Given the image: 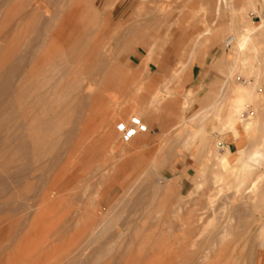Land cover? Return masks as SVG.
<instances>
[{
    "label": "rangeland",
    "instance_id": "obj_1",
    "mask_svg": "<svg viewBox=\"0 0 264 264\" xmlns=\"http://www.w3.org/2000/svg\"><path fill=\"white\" fill-rule=\"evenodd\" d=\"M252 1L255 11L247 16L262 27L253 61L259 105L249 111L260 123L248 134L240 125L242 137L235 139L211 122L222 118L212 105L220 104L227 82L254 81L239 71V24L229 6L219 8L217 0H0V91L10 82L0 103L11 96L0 115V142L6 123L14 130L12 144L0 148V168L8 172L0 182V264H197L222 239L225 250L215 264H264V9L262 0ZM34 57L38 79L45 77L38 101L29 82ZM82 73V91L73 90ZM212 83L214 96L202 107ZM155 95L162 99L151 105ZM34 110L41 137L36 169L24 167ZM133 119L147 130L124 141L118 124L138 130ZM198 127L201 133L185 147ZM214 139L232 152V163L221 191L201 209L216 168L209 167L205 180L197 172ZM232 139L238 147L230 148ZM55 174L62 200L48 206L40 194ZM253 182L261 190L255 207L246 203ZM190 209L197 210L184 239L181 220ZM190 238L199 240L191 246Z\"/></svg>",
    "mask_w": 264,
    "mask_h": 264
},
{
    "label": "bare ground",
    "instance_id": "obj_2",
    "mask_svg": "<svg viewBox=\"0 0 264 264\" xmlns=\"http://www.w3.org/2000/svg\"><path fill=\"white\" fill-rule=\"evenodd\" d=\"M217 3L219 4V8L221 6H225V7L229 6L230 10H231L230 13L232 14V18L234 20H236V22L239 24V31L236 34L235 47L234 48H235V54H236V62L239 64L240 73L248 75L249 77L253 76L255 74L257 76L259 66L255 67L253 65V61L255 59H259L258 55L260 52V45H259L257 37H258V30L262 27V24L256 25L247 16L248 11H250V10L255 11V6H254L253 1L252 0H241L240 3H237V0H236V7H235V4H233V0H217ZM262 8L264 9V0H262ZM228 10H229V8H228ZM262 15L264 17V14H262ZM71 16L73 17L74 15H71ZM231 31H234V29L232 27H231ZM229 39H231V38H229ZM226 41H225V46H226ZM261 57H263V56H261ZM61 60L65 61L66 58L65 57L63 58L61 56ZM37 63H38L37 59H36V61L33 62V64H31V62H30V64H31L30 75L31 76L29 77V78H31L29 82H30L31 87L33 89V93L31 95V97L33 99H35L36 101L41 100V98H42L41 94L37 91V89L39 87L41 88V86H39L40 82L41 81L44 82L43 80H45V77H43L42 80H39L38 74H37L38 72L35 73ZM54 68H56V65L54 66ZM183 68H184V66H183ZM183 68H182V70H183ZM18 70H19V68H18V66H16V67L12 68V70L10 71V74L15 75L18 72ZM180 72H182V71H180ZM177 75H178V73L175 74V77ZM86 78H87V76H85V74H83L82 76L81 75L78 76L75 79V82L73 83V85H74L73 90H81L82 91V89H83L82 86L84 85V84L82 85V83ZM9 86H10V82L4 83L3 88L0 91V99H3V96H4L5 92L8 90ZM221 91L222 92H221V94L217 100V101H219V99L221 98L220 104H213L212 105L213 109H217L216 116L222 117L221 120L219 121V125H218L219 126L218 131H219L220 135H226V133H231L230 136L231 137L234 136V138L236 139L237 137H242V134H243L242 131L240 130V125H242L243 132L246 134H248L255 127L259 126L260 121L253 118L254 112L249 111L250 105H251V107H252V105H254V107L259 105L258 99H257V78L256 77H254V81H252L250 84L238 83V82L233 81V79H232V82H227L223 86ZM90 93L91 92L89 91V94ZM160 99H162L161 96L155 95L151 98L149 103L151 105L157 104L160 101ZM10 102H11V96L9 95L6 99V101L0 103V115L5 114L7 112L6 110L8 109V107H11ZM189 103H190L189 96H186L185 99L181 103L180 109L182 111L185 110L187 108V106L189 105ZM37 104H38V102H37ZM32 112H33V116L30 119L29 126L28 127L26 126L27 128L25 129V131L28 132V134H27L28 141L27 142H30V145H29L30 149L28 148L29 146L27 145V150L28 149L29 150L27 151L28 157H27V162L24 164V167L27 166L28 168L30 167L32 169H36V167L39 163V160H41L39 154H37V151H36L37 146L41 140L40 139L41 137L38 136L39 134H37V132L40 129L38 126L39 121L36 120L38 118L37 110L36 111L34 110ZM246 112H248L250 115L249 116L250 119L247 121L244 118ZM206 118L207 117L203 118V120ZM244 121H246V122L243 123ZM25 123H27V121H25ZM137 129L138 130H136V134L134 135V137L136 135H138L137 133L140 131V125L137 126ZM201 130H202L201 127H198L196 130L192 129L191 130V133H192L191 136L187 137L186 141L184 140V146L185 147L192 146L193 138H195L199 133H201ZM13 134H14V130L11 128V123H9V124L6 123L5 137L0 142V148L6 147V146H9L12 144L10 141V136ZM134 137H132V139ZM216 140L214 139L212 142L207 144L208 156L206 157V161L203 162L205 164L204 165L202 164L203 166L201 168H199L198 172H197V175L201 178H204V180H205V178L207 177L208 172H209V167L212 165V166H214V168H216V170H213V171L211 170L212 180L210 179L215 184V186L213 185L214 189L212 190L211 188H209V191L206 192L205 195H206L207 199L205 201V205L202 206L201 209H204L206 207V204L208 203V201L211 202L212 197L221 191L220 186H221V182H222V175L229 171V169L231 167V163H232L229 159V155L232 152H228L225 149L224 143H222L221 141H216ZM25 144H26L25 141H23V142L21 141V146H23ZM260 145L263 146L262 148H264V141H261ZM133 146H134V144H133ZM258 147H260V146H258ZM222 151H224V152H222ZM241 155H242V152L239 149L238 150V156H237L236 160L239 159L241 157ZM248 157H249V155H248ZM248 157H247V159H248ZM250 158L253 160H256L257 156L253 154ZM246 164H248V163H246ZM252 165H253V163H252ZM4 167L0 168V182L1 183L3 182V177H2L3 173L4 174L8 173L7 169ZM237 171H240V170L237 169ZM5 175H7V174H5ZM240 175L241 174H239V176ZM58 177H59L58 174H55V176L52 178L51 183L48 184L46 187H44L43 190H41L42 193L40 194V198L48 206H55L56 204L60 203L62 200V196L56 194V192L59 191V188L56 185L54 186V183L57 181ZM199 177H197V178H199ZM8 178L12 179L11 180L12 183L18 181V179H17L18 176L16 173H14L12 175L9 174ZM15 178H16V180H15ZM179 179H180V177H177L173 181L177 182ZM236 182H237V180H236ZM197 183H198V181H197ZM171 184H172V182H171ZM171 184L168 183L166 185V188L164 187L166 189V191H165L166 193H169L172 190ZM2 185H4V184H2ZM199 186L200 185H198L197 187H199ZM257 188H258L257 182H253L250 185H248L247 193H249V197H248V200L246 201L247 204H250V205L253 204V206L256 205V203L254 201H255L256 196H257V193H256ZM258 189L260 190V188H258ZM236 197L239 198L238 196H236ZM230 199H232V198H230ZM243 200H245V199H243ZM234 202H236V201H234ZM257 202H259V201H257ZM248 208H250V207H248ZM193 210L195 211L197 209H190V214L188 213L189 215H187V217L185 216V218L183 220H181V226H182V228H184L186 230L183 233L184 239H187V235H188L187 230H189L190 227L194 224V216L191 215V211H193ZM241 211H243V210H241ZM219 227H216V232L218 234L222 231L219 229ZM222 228H223V226H222ZM223 233H225V232H223ZM220 234H222V233H220ZM198 240H199L198 238H195V239L190 238V240H188V241L190 242L191 246H194ZM212 244H213V248L208 250L205 254H202L199 257L200 260L198 261L197 264H215L216 260L223 255L224 250H225L224 247L222 246L223 239L218 241V242L215 241V243H212ZM216 246H217V248H215ZM76 256H77V254H73V255H71L70 258H72L73 261H76L77 260Z\"/></svg>",
    "mask_w": 264,
    "mask_h": 264
},
{
    "label": "crops",
    "instance_id": "obj_3",
    "mask_svg": "<svg viewBox=\"0 0 264 264\" xmlns=\"http://www.w3.org/2000/svg\"><path fill=\"white\" fill-rule=\"evenodd\" d=\"M220 38V32H219V35H218V39ZM229 38V37H228ZM228 38H226L225 39V41L228 39ZM226 60H227V57H226ZM226 62V61H225ZM219 63L221 64V66H220V70L224 73V61H222V59H220L219 60ZM227 72V71H226ZM215 83H212L211 85H209V87H208V89H207V91H206V95H205V97H204V99L202 100V107H205V105H206V103H207V100H209L210 98H212L213 96H214V92H215ZM195 101V97L193 98V101H192V104H193V102ZM201 107V108H202ZM200 111H198V112H196L194 115H197V113H199ZM193 115V116H194ZM211 122H213L214 124H215V127H216V132L218 133V125H219V122L218 121H215V119H213L212 118V121ZM203 134H204V138H206L207 137V134H209L208 133V130H207V128H206V130L203 132ZM138 143V144H137ZM233 144H236V147H238L237 145H238V143H237V141L236 140H234V139H232L231 140V142H230V148L232 147V145ZM137 145V146H136ZM139 145V140L137 141H135V143H134V147L136 148V149H139L138 146ZM144 145H146V144H144ZM228 146V145H227ZM229 148V147H228ZM143 154L145 155V157H148L147 156V154H148V151L146 150L145 151V148H144V152H143Z\"/></svg>",
    "mask_w": 264,
    "mask_h": 264
},
{
    "label": "built area",
    "instance_id": "obj_4",
    "mask_svg": "<svg viewBox=\"0 0 264 264\" xmlns=\"http://www.w3.org/2000/svg\"><path fill=\"white\" fill-rule=\"evenodd\" d=\"M232 40L228 39L226 41V47H229L231 45ZM133 122L138 125L139 124V120L138 119H133ZM118 129L119 131L122 132V139L124 141H128L129 139H131L135 134H136V130L134 127H126L123 123H119L118 124ZM147 130V126L146 125H140V131L145 132Z\"/></svg>",
    "mask_w": 264,
    "mask_h": 264
}]
</instances>
